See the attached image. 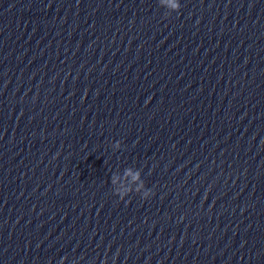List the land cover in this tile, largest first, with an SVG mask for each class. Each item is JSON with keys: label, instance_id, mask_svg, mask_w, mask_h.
<instances>
[{"label": "clouds", "instance_id": "1", "mask_svg": "<svg viewBox=\"0 0 264 264\" xmlns=\"http://www.w3.org/2000/svg\"><path fill=\"white\" fill-rule=\"evenodd\" d=\"M173 7L179 9L180 5H179L178 3H177V4H173ZM135 178H136V177H134V179H135Z\"/></svg>", "mask_w": 264, "mask_h": 264}]
</instances>
